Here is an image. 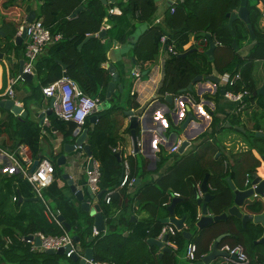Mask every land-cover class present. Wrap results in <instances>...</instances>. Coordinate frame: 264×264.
Returning a JSON list of instances; mask_svg holds the SVG:
<instances>
[{"label": "trees", "instance_id": "16d2710c", "mask_svg": "<svg viewBox=\"0 0 264 264\" xmlns=\"http://www.w3.org/2000/svg\"><path fill=\"white\" fill-rule=\"evenodd\" d=\"M24 0H0V8L5 13L1 29L6 33L3 49L9 52L12 49V40L17 29L22 25L24 19ZM240 0H177L174 4V11L170 12V6L165 12L163 24L152 25L144 29L133 41L131 55L134 63L141 66L142 71L148 69L154 62L160 50V36L167 34L173 40L175 55H171L164 62V77L160 84L159 91L165 96L170 94L178 96L183 93L181 90L196 75L215 74L223 76L225 73L237 69L245 62L238 54L237 49L232 46L233 36L228 27L226 13L239 6ZM82 6L78 13L74 14L76 8ZM118 7L120 14H114L110 10ZM250 22L255 35L254 44L249 50L247 60L248 67L235 86L231 87L234 92L247 89L252 96L256 91V84L252 78L253 61L264 59V32L257 29L256 24L260 15L255 2H248ZM156 10L155 0H115L114 2L103 4L101 0H42L37 6L35 19H41L45 27L52 33L60 32L62 39L46 48L34 63V76L36 84L33 85L32 95L37 92L42 93V87L58 80L62 76V66L57 62L61 60L66 65V74L78 87L89 96H99L101 100L106 98V88L110 80V73L102 64L109 60L108 42L115 39L119 43L127 44L136 29L137 24H143L152 20ZM134 19L137 23H134ZM108 24L103 37L94 36L89 38L80 49L78 45L88 34L98 33L104 24ZM241 30H246V24L240 19L233 21L236 43L240 45V36L236 25ZM247 31V30H246ZM200 32L212 33L221 46H216L213 50L212 60H209L204 51H192L185 57L178 55L184 50L189 40V35L193 34L198 38ZM198 57L201 60H197ZM246 64V62L244 63ZM233 68V69H232ZM7 84V74L2 71V85L0 88V99ZM119 91L114 92L109 98L112 108L120 107L119 102L122 97ZM116 103V105H115ZM113 104L115 106H113ZM124 109V107H120ZM9 119L16 117L11 112ZM101 118L97 125L90 129L87 127L88 120L82 128L87 130L89 143L92 149L97 145L100 151L106 150L111 154L113 165L108 162H99L100 180L99 191L104 190L102 196L108 191L115 189L119 182L117 177L122 172V159L115 160V152H111L108 142H105V131L103 125L107 122V113L100 112ZM26 117V116H25ZM20 120L27 123L29 129L24 138L17 143V147L22 143L29 145L31 150H35L39 145V127L27 118ZM49 127L60 131L63 137L68 139L72 136L76 124L72 121L60 119L53 111L47 116ZM168 125L172 123L167 115ZM7 123H0L2 127ZM17 127H15V131ZM139 125L135 129L136 137L139 135ZM102 133V135H101ZM96 138V139H95ZM97 140L98 143H95ZM95 143V144H94ZM12 151H15L18 148ZM219 145L214 141H204L195 154L176 160L168 171L153 184L145 185L138 189L133 197L126 193V186L120 194H111L110 202L103 206V216L106 223V230L98 232L91 240H85V235H92L91 218H82L74 208L71 199L63 193V187L58 186L56 163L53 159V181L45 188L44 195L50 198L53 208L59 209L61 215L71 225V235L78 236L82 250L92 248L93 260L111 261L115 264H178L177 254L179 251L172 250L158 257V247L150 245L148 238H157L162 226L161 214L167 213V204L173 192L180 194V201L175 205V212L179 217L184 218L185 229L192 234V238L185 239L181 231L174 235H168L167 239L173 241L178 250L186 249L188 243L192 242L196 246V261L201 260L209 252L212 242L221 234H226L218 243V247L228 243L231 245L241 244L248 256L249 264H264V246L254 244V240L262 235L263 228L260 224L249 223L247 228H243L241 220L228 215L227 218L213 222L203 228L197 227L199 204L195 198L196 186L201 184L207 174L208 192L212 197L207 201V211L212 215L226 212L233 205L234 192L230 188L227 177L234 181L236 189H246V174L256 172L264 178V162L262 157L264 152L255 148L245 152L232 154V162L226 167L222 157H215ZM255 150L259 157L253 154ZM94 154V153H93ZM105 161V160H104ZM164 162L159 160L158 166ZM129 163V161H128ZM132 165V164H131ZM129 163L130 177L135 180V169ZM229 167L231 169H229ZM258 167H261L258 171ZM58 175V176H57ZM240 177L241 181H237ZM261 196L255 197L254 202L246 204L243 208L261 213L264 203ZM121 201L120 205L119 202ZM137 207L140 211L148 214V217L133 222L123 217L128 204ZM6 204L0 202V233L8 234L12 238L11 245L6 249L7 253L20 254L21 264H62L59 259L65 256L59 254L49 255L45 251L37 253L30 252L32 244L20 239V236H27L36 232L45 235H58L61 228L53 222H48L43 215V204L39 200L38 205H32L31 214L23 223L13 221L4 211ZM122 212L120 215H113L114 212ZM114 217H113V216ZM132 227V233L122 236V233ZM89 229V230H88ZM250 232L247 236L245 232ZM19 233V236L15 235ZM21 234V235H20ZM78 244V243H77ZM81 250V251H82ZM4 252V253H6ZM42 258V260H38ZM222 257L216 258L212 262H217ZM70 261L71 259L68 258ZM1 262V258H0ZM76 264V262H75ZM212 264V263H211Z\"/></svg>", "mask_w": 264, "mask_h": 264}, {"label": "crops", "instance_id": "0c3cea01", "mask_svg": "<svg viewBox=\"0 0 264 264\" xmlns=\"http://www.w3.org/2000/svg\"><path fill=\"white\" fill-rule=\"evenodd\" d=\"M41 1L42 0H24L22 3L25 9L24 18L27 17L29 11L31 10H34L36 13L37 6ZM173 1L176 2L177 0H156V10L152 20L143 24H137L131 40L126 45L119 43L115 39L109 40L107 52L109 60L104 62L102 66L108 69V66L112 64L115 67V70L119 75L117 84H120L121 87L120 89H118L116 86L112 94L116 91L122 93L119 105L120 107H124V109L120 107H111L112 104L109 100L112 95L111 94L110 97H106L105 99L100 101L99 110L93 113L94 115L98 116L97 119L94 122H91L89 118L87 119V127L93 129L101 118L100 112L107 113V122L105 125H103V131H105L106 133L105 142L107 141L109 143L108 147L111 148V152L112 148L118 149L117 152H115V160L117 162L121 161L122 159L123 165V161L126 160L127 163L129 161L130 165L132 164L131 166L135 169L134 183L130 186H126V193L130 197H133L136 191L144 187L145 185L155 183L157 179H159L168 171L170 166L174 164L176 160H180L181 158L188 157L191 154H195L204 141H214L219 145V149L215 154V157H222L226 167H228L232 162V154L245 152L252 148L264 152V136L255 134L257 131L264 133V98L260 95H253L252 93V96L246 97L243 102H236L229 100L224 96V93L228 90H231L232 87L227 83V81L235 73L239 72L242 82H244L242 73L247 71L246 68L248 67L249 63V60H247V55L250 48L255 42V35L254 38H251L247 28V31L241 30L240 26L238 24L236 25L241 41L240 45H237L236 48L237 54L243 60H245L246 64H244L245 62L242 63V65H240L237 69L234 68V70L225 73L223 76L210 74L217 77L218 82L207 79L206 76L209 75H205L202 72V79L192 85L191 91H185L189 93L180 94V97H178L177 100L173 99L171 103L164 100L163 95L159 91V88L164 77V62L166 60V56L165 52L161 49L160 46L157 58L152 64H150L148 69L144 70L147 71L146 74H144V71H142L143 76L140 82L133 88L131 80L132 78L129 74L132 66L135 64L134 59L131 55V49L134 44L133 41L147 27L152 25H162L165 17V12ZM256 7L260 12L256 27L261 32H264V4L256 3ZM237 8L232 10H236ZM112 10V13L120 14V10L118 7H114ZM5 18V13H3L0 8V30H2L1 27ZM133 22L137 23L135 19ZM108 26L109 25L105 23L102 28L106 29L108 28ZM17 34H19V29H17L15 36ZM26 42L27 38H24L19 46L15 45L12 42V49L7 52L5 51V49H3V46L5 44V36L0 37V53H2V57L0 58V87L2 84L3 69L7 74V84L3 90V93L9 85L10 78L18 74L19 61L23 59V51ZM196 47V38L193 34H190L189 40L185 45H183V48L184 50H189ZM194 58L197 60H201L198 57ZM252 78L256 84V89L262 85L264 81V59H255L253 61ZM35 84L36 78L33 74L32 80L26 81L23 79H18L13 86V100L23 107L26 112L25 118H27L29 121H32L33 124L38 126L40 132L39 145L35 150H31L29 145L25 143H22L21 145H26L28 147L33 161L35 159L47 158L54 165L52 158L55 159L54 162L57 165L55 169L57 171V174L60 173L59 176L57 175L58 178L56 180L58 186L63 187V193L71 199V202L74 205V208L78 212L79 216L86 219L90 217L93 226L94 218L90 216L88 212L81 210L80 204L75 199L74 194L70 191L67 181L62 178V174L67 173L69 178L73 180V183L77 186V188H81L83 190L84 197H89V193L86 191V188L88 186L86 171L87 169H89V156L86 154L82 147H76L74 151L66 155V162L63 165L57 164V157L64 153L63 145L65 143H74L78 135L74 136L72 134L71 137L66 139L63 137V134L60 131L54 130L49 126L41 125L42 119L40 114L44 112L45 115H47L46 112L49 109L50 98L39 92H37L36 95H32V91L34 90L33 85L35 86ZM16 85H18L17 90ZM132 90H134L133 95L130 94ZM3 93V98H7L3 95ZM115 105L113 104V106ZM128 110H132L133 113L138 115V125L140 131L137 137V153H134L133 151V144L129 129V116L125 113ZM6 111L8 110L0 108V123H7L8 120L10 121L7 127H5V125H3L2 127L0 126V202L6 204L4 206V211L13 221L23 223V221L27 219L28 215L31 214L32 205L39 204V199H37L34 195L33 189L26 177V174L28 173V170L30 169L33 161L30 164L24 162V160L20 156L19 151H17L18 149H16L15 151L12 150L17 147V143L19 142V140L25 137L29 126H27V123H23L20 120V118L24 119L20 115H15L12 113L16 117L9 119L10 117L8 116V113ZM189 112L192 113L193 117L187 124V126L182 129L181 125L186 119ZM167 115H169L172 123L170 129H168L169 123L167 120ZM15 127H17V131H15ZM183 137L188 139L190 141V144L192 141H194L193 147H189V145L181 154L178 153V151L172 152L171 148L175 144H177V142ZM198 138H201V141H197ZM85 142L89 144L91 149V157L94 161L97 162L98 166L100 160L102 162L107 161L109 165L114 166L110 153H108L106 150L100 151L97 145L92 149L89 143L88 133L86 135ZM95 143H98V141L96 140ZM19 146L17 148H19ZM118 153L119 157L117 158L116 155H118ZM253 154L256 157H259L258 153L255 150H253ZM12 157H14L15 160H13ZM160 158L164 159V162L158 166ZM260 168L261 167H258L256 170L258 171ZM229 169L231 168L229 167ZM121 174L122 172H119L116 180L117 182L120 181ZM237 181H241L240 177H238ZM231 182L234 184L233 180H231ZM234 186L236 187V184H234ZM122 188L123 187L117 186L111 191V193L120 194ZM257 196L258 195L250 196L249 198H246L244 202L246 204H250L254 202L255 197ZM13 197H16V199H13ZM173 197L175 196H172L170 198L169 204L171 203ZM47 199L50 205L54 207L52 205L51 199ZM260 199L264 203V196ZM94 203H98L100 205L102 213L103 206L108 204L104 201V196H102L99 200H91V204ZM120 203L121 201L119 202V205ZM169 204H167V206ZM241 211L243 213L251 215L259 214L249 210L247 207L241 208ZM121 213L122 212L116 211L113 213V215H120ZM207 214L210 213L207 211ZM198 215L200 218L201 206H199ZM167 216L168 211L166 214H161L160 217L164 218ZM174 216L181 218L176 214L175 206ZM123 217L136 223L142 219L147 218L148 214L144 211H140L137 207H133L131 203L128 204ZM183 225H185L184 222ZM105 230L106 223L105 229L103 231ZM36 233L29 235H34ZM131 233L132 227H128L122 233V236H127ZM245 234L249 236L250 232H245ZM15 235L19 236V233L15 232ZM93 236L94 234L92 231V235L86 234L84 238L85 240L89 241L91 240L90 237L93 238ZM156 239H158V237ZM167 241L170 240L167 239ZM11 243L12 238L10 235L0 233V264H21L22 261H20V254H12V252H6V249L11 245ZM174 245L175 246L171 249V251H179V254H177L178 264H191L192 262H194L186 258V249L178 250L177 245L175 243ZM258 245L264 246V244L262 243H258ZM211 247L212 244L210 245L209 252L211 250ZM77 249L81 254L84 255V250H82L79 242L77 244ZM43 251L45 250L34 244L30 249V252L37 254ZM161 251V248L158 247L157 255L159 258H161L164 254L163 253L162 255H159ZM70 259L71 261L66 256L62 257L59 259V263L75 264L76 262V264H79V259ZM38 260H42V258H38ZM45 264L50 263L46 261Z\"/></svg>", "mask_w": 264, "mask_h": 264}, {"label": "built area", "instance_id": "2783aa9c", "mask_svg": "<svg viewBox=\"0 0 264 264\" xmlns=\"http://www.w3.org/2000/svg\"><path fill=\"white\" fill-rule=\"evenodd\" d=\"M110 2L111 0H106ZM257 4H264V0H253ZM173 1L171 4H174ZM113 11L112 9L110 10ZM174 11V6H170V12ZM264 16V13H263ZM25 27L26 36L28 37V41L26 42L24 51H23V69L22 72H29L34 74V63L36 59L44 53L46 48L56 42H59L62 39V34L60 32L52 33L47 27L44 26L41 19H33L31 22H27L26 18L23 19L22 25L18 28L19 32ZM209 33L212 41L216 46H221L220 41L216 39V37L210 32ZM160 44L161 49L165 52V59L169 58L171 55L176 54V50L174 48L173 40H171L167 34H162L160 36ZM197 50L203 52L209 46V39L205 36H199L196 38ZM130 76L132 80L133 88L140 82L142 78V69L138 64H134L130 70ZM18 79H22L20 73L13 76L9 80V85L5 92L4 96L7 98L13 99L14 97V84ZM241 80V75L239 72L235 73L227 83L230 86H235L236 83ZM42 93L46 97L53 98V107L52 111L62 120L72 121L77 126L82 127L86 120L90 115L97 112L99 110L100 105V97L99 96H89L84 93L78 85L70 79L67 75H63L56 81L47 84L42 87ZM131 95L134 94V90L130 92ZM224 96L232 101L243 102L246 97H250L251 93L247 89H240L237 92L232 90H228L224 93ZM180 97L179 95L173 99L177 100ZM16 103V102H15ZM42 126H49V121L47 115L44 114L42 119ZM180 140L175 144L171 151L175 152L178 150ZM138 145V141H137ZM78 148H81L79 146ZM117 148H112L113 152H117ZM21 158L24 162L31 163L32 155L30 150L26 145H20L18 150ZM119 152V151H118ZM13 156V155H12ZM15 160L14 157H12ZM53 172L54 167L53 164L47 158H40L37 166L30 174H26L27 180L30 183L34 195L37 199H39L43 204V213L48 222H53L58 225L62 232L58 235H45L41 232L34 234L33 236L39 237L41 241V245L39 246L43 250L53 249L57 250L58 248H66L69 249L64 253V255L70 258L73 254H76L78 259H84V264H115L111 261H95L93 259H86L83 254H81L77 249V243L73 240L72 235L68 232L63 226L62 222L59 220L60 210L53 208L48 199L43 195V190L48 187L53 181ZM87 185L90 190L96 194L99 191V180H100V170L96 161H92L91 168L87 169ZM134 178L130 177L129 165L127 161H123V169L121 174V180L119 182V187L130 186L134 183ZM245 185L248 188H254L255 185L251 184V178L249 174H246ZM209 188V187H208ZM196 193L198 197L203 198L204 193L200 188V183L196 186ZM111 191H108L104 195V201L106 203L110 202ZM172 196L180 197V194L177 192H173ZM169 198V200H170ZM16 199V197H13ZM199 219V215L197 217ZM93 234L97 235L98 231L93 226L92 228ZM183 229H185V225H183ZM181 231L177 229L172 223H165L159 233L158 239H161L164 235L168 237V235H174L176 232ZM21 240L34 244L33 240H25V236H20ZM8 241V240H7ZM9 242V241H8ZM7 243V242H6ZM165 244L168 248L172 249L175 245L173 242L165 241ZM219 250L225 251L227 253L226 256H223V261L220 264H249L250 257L245 251V248L241 244H223L219 247ZM185 256L190 261H195L196 259V246L194 243L190 242L186 246Z\"/></svg>", "mask_w": 264, "mask_h": 264}, {"label": "water", "instance_id": "95a60500", "mask_svg": "<svg viewBox=\"0 0 264 264\" xmlns=\"http://www.w3.org/2000/svg\"><path fill=\"white\" fill-rule=\"evenodd\" d=\"M103 4L107 3L106 0H101ZM115 0H111V2H114ZM249 0H240L239 1V6L236 10H230L228 13H226V17L228 18V27L231 29V34L233 36V41H232V46L234 49L237 48V43H236V39H235V32L232 29V25H233V21H235L236 19H240L244 24H246V28L248 29V32L250 33L251 38H254V32H253V26L250 22V18H249V11L247 9V3ZM82 8V6H79L78 8H76L74 14L78 13V11ZM36 17V13L34 10L29 11L27 17H26V21L27 22H31L33 19H35ZM0 34L2 36H5L6 33L3 32L2 30H0ZM105 34V29L102 28L98 33L96 34H88L84 40L78 45V49L81 48V46L91 37L94 36H98V37H103ZM200 36L205 35L208 39H209V46L208 48L205 50V55L208 56L209 60H212V54H213V50L215 48V45L212 41V38L210 36L209 33H203L200 32L199 34ZM27 38L28 41V37L26 36V29L25 27H22V29L20 30L19 34H17L14 39L12 40V42L15 45H20V43H22L23 39ZM21 41V42H20ZM192 51H196V48H191L185 52L180 53L178 56L179 57H185L189 52ZM2 57V53H0V58ZM57 62L59 64H61L62 66V74L63 75H67L66 74V65L62 63L61 60H57ZM23 63L24 60L21 59L19 61V67H18V73L21 74L22 79L26 80V81H30L33 78V74L29 73V72H22L23 69ZM108 71L111 74V79L108 82V86L106 88V97H110V95L112 94V92L114 91L115 87L117 86L118 89H120V84H117L118 80H119V75L115 70V67L110 64L108 66ZM144 74L147 73V71L143 72ZM207 79L214 81V82H218V78L215 77L214 75H209L206 76ZM202 79V75H196L190 83H188V85L183 88L181 91L185 92V91H191L192 90V85L197 83L198 81H200ZM224 92V90H223ZM253 95H260L264 98V81L262 83V85L260 87H258L256 89V91L253 92ZM165 100L168 101L169 103H171L173 101V96L168 94L165 96ZM53 98H50V103H49V109L46 112V114H50L52 112V107H53ZM0 108H3L5 110L10 111L11 113L15 114V115H20L21 117H25L26 116V112L23 109L22 106H20L19 104L15 103V101L13 99L10 98H2L0 99ZM128 116H129V129H130V134H131V139H132V144H133V151L134 153L138 152V145H137V137H136V133H135V129L138 125V115L133 113L132 110H128L125 112ZM44 112H42L41 115V119H43L44 117ZM97 115H91L89 116V120L91 122H94L97 119ZM193 115L191 112L188 113L186 119L184 120V122L181 125V128L184 129L187 124L190 122V120L192 119ZM256 135H260V136H264L263 132H259L257 131L255 133ZM74 136L76 137V140L74 143L70 144V143H65L63 145V149H64V153L59 155L57 157V164L58 165H63L66 162V155L68 153H71L72 151H74L76 149V147L81 146L83 148V150L86 152V154L89 156V161H88V168H91V164H92V157H91V149L88 143L85 142V138L87 135V130L80 127V126H76V128L74 129L73 132ZM180 144L178 147V153H183L184 150L190 145V141L188 139H186L185 137L180 139ZM116 157H119V153L118 155H116ZM262 160L264 162V157H262ZM39 162V159H35L32 162V165L30 167V169L28 170V174L32 173V171L35 169V167L37 166ZM250 178H251V184L255 185L254 188H246V189H236L234 184L231 182L230 178L227 177V181L229 183V186L231 189H233L234 192V199H233V205L231 207L228 208V210L226 212H223L221 214H217V215H212V214H207V208H206V203L207 201L212 197V194H210L208 192V185H207V177L208 175L206 174L204 179L202 180L201 184H200V188L204 193L203 198L198 197V194L195 192V198L197 199V203L199 204V206H201V216L198 219L196 225L199 228H203L207 225L212 224L213 222L219 221V220H223L225 218H227L228 215L237 217L241 220L242 226L243 228H247V225L249 223H254V224H260L263 228L262 231V235L260 238L254 240V244H258V243H262L264 244V211H262L259 214H255V215H251V214H247V213H243L241 211V208H243L246 203L244 202V200L246 198H249L250 196H254V195H258L263 197L264 196V178H261L256 172H252L251 174H249ZM62 178H64L67 181V184L69 186L70 191L74 194L75 199L79 202L80 204V208L82 211L88 212L90 214V216H92L94 218V227L98 232H101L105 229V221H104V216L101 212V208L100 205L98 203H94L91 204V200H99L103 193L104 190H100L99 192L96 193V195L90 190V188L87 186L86 191L89 193V197L85 198L84 197V193L83 190L81 188H77V186L73 183V180L71 178H69L67 173H63L62 174ZM121 180V177H120ZM180 197H173L171 203L167 206V211H168V216L161 218L160 221L162 223H172L177 229L181 230V234L183 235V237L185 239H190L191 238V233L185 229H183V222H184V218H178L176 216H174V206L175 204L180 201ZM59 220L62 222L63 226L65 227V229L70 232L71 231V226L70 224L64 219V217L60 214L59 215ZM226 234H221L219 235L212 243V247L209 253H207L205 256H203L201 261L196 262V264H209L212 261H214L216 258L218 257H223L226 256L227 253L225 251L219 250L218 247V243L220 242V240L225 236ZM73 240L78 243L79 242V237L76 235H72ZM167 236L164 235L161 239H155V238H148L147 242L150 245H156L158 247L161 248V253L159 255H162L163 253H168L171 251L170 248H168L167 246H165V241H166ZM90 239H92V237H90ZM25 240H33L34 241V245L36 246H40L41 245V241L39 239V237L37 236H33V235H27L25 236ZM69 248H58L57 250H53V249H47L45 250L47 254H59V255H64V253L68 250ZM84 257L86 259H93V253H92V248L87 247L84 250ZM70 258H72L73 260H78V257L76 254H73ZM79 264H84V259H79Z\"/></svg>", "mask_w": 264, "mask_h": 264}, {"label": "rangeland", "instance_id": "374dc122", "mask_svg": "<svg viewBox=\"0 0 264 264\" xmlns=\"http://www.w3.org/2000/svg\"><path fill=\"white\" fill-rule=\"evenodd\" d=\"M156 1V0H155ZM250 2H254L253 0H250ZM0 37H3L1 34H0ZM143 76V75H142ZM2 85V84H1ZM128 87V86H127ZM1 88V87H0ZM18 88V85H16V90ZM197 141H201V138H198ZM193 144H194V141L191 142L190 146L189 147H193ZM190 149V148H189ZM54 159V158H52ZM223 261V258L219 259L216 263L215 262H211L212 264H220V262ZM210 263V264H211Z\"/></svg>", "mask_w": 264, "mask_h": 264}]
</instances>
